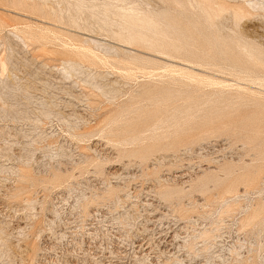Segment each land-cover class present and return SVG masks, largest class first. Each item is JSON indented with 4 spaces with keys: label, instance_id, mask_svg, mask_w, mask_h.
I'll use <instances>...</instances> for the list:
<instances>
[{
    "label": "rangeland",
    "instance_id": "374dc122",
    "mask_svg": "<svg viewBox=\"0 0 264 264\" xmlns=\"http://www.w3.org/2000/svg\"><path fill=\"white\" fill-rule=\"evenodd\" d=\"M217 1L0 0V264H264V1Z\"/></svg>",
    "mask_w": 264,
    "mask_h": 264
},
{
    "label": "bare ground",
    "instance_id": "6f19581e",
    "mask_svg": "<svg viewBox=\"0 0 264 264\" xmlns=\"http://www.w3.org/2000/svg\"><path fill=\"white\" fill-rule=\"evenodd\" d=\"M28 1H29V0H28ZM41 1H42V0H41ZM43 1H45V0H43ZM73 1H76V0H73ZM199 1H200V0H199ZM202 1L204 2V1H209V0H202ZM214 1H217V0H214ZM263 1H264V0H263ZM50 2H51V1H50ZM58 2H59V1H58ZM77 2H78V0H77ZM77 2H76V3H77ZM82 2H83V1H82ZM217 2H219V1H217ZM76 3H75V5H77ZM78 3H79V2H78ZM83 3H84V2H83ZM118 3H119V2H118ZM197 3H198V2H197ZM210 3H211V2H210ZM221 3H222V2H221ZM68 4H69V3H68ZM79 4H81V3H79ZM79 4H78V5H79ZM214 4H215V3H214ZM121 5H122V4H121ZM216 5H217V4H216ZM70 6H71V5H70ZM79 6H80V7H79ZM79 6H78V7L81 8V5H79ZM82 6H83V5H82ZM195 6H196V4H195ZM198 6H199V4H198ZM201 6H202V5H201ZM232 6H233V5H232ZM90 7H91V6H90ZM106 7H107V6H106ZM196 7H197V6H196ZM218 7H219V6H218ZM82 8H83V7H82ZM109 8H111V9H112V8H115L114 10H116V7H109ZM247 8L249 9V11H248V10H240V11L236 10V12L234 13V16H235V17H238V18H241V17H245V16H247V15H249V16H250V15H258L259 12H263V13H264V3L252 2V3L247 4ZM44 9H45V8H44ZM74 9H75V8H74ZM96 9H98V8H96ZM100 9H101V8H100ZM111 9H110V10H111ZM122 9H123V8H122ZM122 9H118V10H120V12H121ZM126 9H127V11H128L129 8H126ZM126 9H123V13H120V12L117 11V10H116V12L120 13L119 15H121V14L124 15V13H126V11H124V10H126ZM200 9H201V8H200ZM76 10H77V12L80 11V10H78V9H76ZM76 10H75V11H76ZM81 10H82V9H81ZM90 10H91V9H90ZM104 10H107V9L104 8ZM108 10H109V9H108ZM129 10H132V8L129 9ZM134 10L136 11L137 9H134ZM94 11H95V10H94ZM101 11H103V10H101ZM135 11L132 10L131 14L128 12V15L130 14L129 16L127 15V13H126L127 16L124 15V17H123V15H122L123 18H121V16H119V17H120L119 21H120L121 19L123 20V22H124V21L127 22V21H128L127 19H130L131 21L129 20L127 23H130V22H132V21H136L135 23L133 22V24H131V25L129 24L128 26H132V25L135 24L133 27L137 28V29L140 31L141 29L147 27V25H148L152 20L150 21L149 18H148L147 16H142V17H140V18H143V17H144V19H145V17H146L145 20H147V22H148V20H149L148 24H147V22H146V23H145L146 26H144L143 23L140 22V21H142V19H139V18L137 17V16H139V15L136 16V14H135L136 12H135ZM137 11H139V10H137ZM140 11H141V10H140ZM66 12H67V11H66ZM103 12H104V11H103ZM105 12H106V11H105ZM107 12H108V11H107ZM107 12H106L105 14H104V13H102V14H103L104 16L107 15L108 13L110 14V12H108V13H107ZM79 13H80V12H79ZM84 13H85V12H84ZM194 13H195V12H194ZM220 13H221V12H220ZM228 13H229V12H228ZM51 14H52V13H51ZM86 14H87V13H86ZM109 14H108V16H106V17H109V16H110ZM114 14H115V12H114ZM137 14H141V12H140V13H137ZM81 15H82V14H81ZM90 15H91V14H90ZM112 15H113V14H112ZM115 15H116V14H115ZM201 15H202V14H201ZM117 16H118V15H117ZM227 17H228V16H227ZM256 17H257V16H256ZM112 18H114V17H112ZM116 18H117V17H116ZM137 18H138L139 20H138ZM147 18H148V19H147ZM233 18H234V17H233ZM108 19H109V18H108ZM136 19H137V20H136ZM236 19H237V18H236ZM122 20H121V21H122ZM126 20H127V21H126ZM145 20H144V21H145ZM222 20H223V19H222ZM240 20H242V19H240ZM260 20H263V19H260ZM116 21H118V18H117ZM121 21L118 22V23H121ZM144 21H143V22H144ZM237 21H238V19H237ZM61 22H62V21H61ZM110 22H111V21H110ZM113 22H114V21H113ZM123 22H122L121 24L125 25ZM152 22H153V21H152ZM154 22H155V21H154ZM233 22H234V21H233ZM97 23H98V22H97ZM116 23H117V22H116ZM102 24H103V23H102ZM136 24H137V25H136ZM151 24H153V25H151ZM235 24H236V23H235ZM81 25H82V24H81ZM111 25H112V24H111ZM111 25H110V26H111ZM117 25H118V24H117ZM154 25H156V24H154V23H150V24H149L150 27H151V26L153 27ZM87 26H88V25H87ZM126 26H127V25H126ZM156 26L158 27L159 24L156 25ZM224 26H225V25H224ZM75 27H76V26H75ZM98 27H99V26H98ZM120 27H121V26H120ZM120 27H119L118 29H120ZM150 27L145 28V29H148V30H145V31H148V33H149V32L151 33L152 30L150 31V29H149ZM152 27H151V29H152ZM157 27H155V28L157 29ZM123 28H124V27H123ZM126 28H127V27H126ZM126 28H125V29H126ZM130 28H132V27H130ZM76 29H77V28H76ZM127 29H129V27H128ZM137 29H135L136 32H137ZM153 29H154V27H153ZM223 29H224V28H223ZM121 30H122V28H121ZM130 30H131V29H130ZM130 30H128V34H129V31H130ZM135 30H134V31H135ZM154 30H155V29H154ZM154 30H153V31H154ZM158 30H160V27H159ZM119 31H120V30H119ZM122 31H124V29H123ZM131 31H133V30H131ZM131 31H130V32H131ZM139 31H138V33H139ZM141 31L144 33V30H141ZM141 31H140V32H141ZM219 31H220V30H219ZM154 32H155V31H154ZM102 33H103V32H102ZM121 33H125V32H121ZM121 33H120V34H121ZM132 33H133V32H131V34H132ZM150 33H149V34H150ZM157 33H158V31H157ZM157 33H156V34L154 33L155 36L157 35ZM159 33H160V32H159ZM161 33H162V32H161ZM118 34H119V33H118ZM118 34H116L117 37H119ZM126 34H127V32H126ZM128 34L125 35V36H128L127 38L129 39L130 34H129V35H128ZM146 34H147V32H146ZM154 34H153V35H154ZM243 34H244V33H243ZM114 35H115V34H114ZM133 35H134V34H133ZM138 35H139V37H140L141 34L139 33ZM150 35H151V34H150ZM121 36H122V35H121ZM123 36H124V35H123ZM123 36H122V38H123ZM125 36H124V37H125ZM134 36H135V35H134ZM134 36H133V38H131L132 41H134V40H133V39H134ZM136 36H137V35H136ZM155 36H154V38H156ZM162 36H164L163 33H162ZM130 37H132V36H130ZM139 37H138V39H139ZM142 37H143V36H142ZM142 37H141V38H142ZM157 37H158V36H157ZM115 38H116V37H115ZM135 38H136L135 40H137V37H135ZM143 38H144V37H143ZM148 38H149V37H146V36H145V38L142 39V40H144V42H145L146 39H147V41L151 42L150 39L148 40ZM154 38H153V39H154ZM163 38H165V37H163ZM163 38H158V39H162L161 41L163 42ZM166 38H167V37H166ZM166 38H165V40H166ZM119 39L121 40V38H117V40H119ZM123 39H124V38H123ZM123 39H122L123 43H127V42H126L127 40H125V42H124ZM125 39H126V37H125ZM120 40H119V42H121ZM140 40H141V39H140ZM140 40H139V42H142V43H143V41H142V40L140 41ZM167 40H168V39H167ZM167 40H166V41H167ZM128 41H130V40H128ZM132 41H130V42L132 43ZM152 41H153V40H152ZM159 41H160V40H159ZM172 41H173V40H172ZM155 42H156V41H155ZM155 42H154V43H155ZM91 43H92V41H91ZM133 43H134V42H133ZM135 43L138 44V40H137V42H135ZM135 43H134V44H135ZM142 43H141V44H142ZM164 43H166V42H164ZM173 43H174V41H173ZM97 44H98V43H97ZM127 44H129V42H128ZM127 44H126V45H127ZM139 44H140V43H139ZM145 44H146V48H148L147 45H148L149 43L146 42ZM145 44H143V45H145ZM158 44H159V43H158ZM169 44H170V42H169ZM95 45H96V44H95ZM95 45H94V46H95ZM98 45H99V44H98ZM101 45H102V44H101ZM101 45H100V46H101ZM132 45H133V44H132ZM132 45L129 44L128 46H132ZM151 45H153V44H151ZM151 45H150V46H151ZM160 45H162V44H160ZM100 46H98V48H99ZM106 46H107V45H106ZM135 46H136V45H135ZM135 46H134V47H135ZM137 46L139 47V45H137ZM140 46H141V45H140ZM155 46H156V45H155ZM166 46H167V45H166ZM103 47H105V46H103ZM143 47H144V46H143ZM156 47H157V46H156ZM101 48H102V47H101ZM107 48H108V46H107ZM107 48H106V49H107ZM139 48H140V47H139ZM150 48H151V47H150ZM152 48H153V47H152ZM152 48H151V49H152ZM161 48H162V47H160V49H161ZM164 48H165V47H164ZM164 48H162V49H164ZM166 48H167V47H166ZM171 48H172V47H171ZM99 49H100V48H99ZM104 49H105V48H104ZM111 49H112V48H111ZM141 49H142V48H141ZM148 49H149V48H148ZM153 49H154V48H153ZM157 49H159V48L157 47ZM97 50H98V49H97ZM112 50H113V49H112ZM154 50H155V49H154ZM164 50H165V49H164ZM243 50H244V49H243ZM83 51H84V50H83ZM113 51H114V50H113ZM108 52H109V51H108ZM246 55H247V54H246ZM101 57H102V56H101ZM95 59H96V58H95ZM179 64H180V63H179ZM2 65H3V64H2ZM2 69H4V65L2 66ZM64 70H65V68H64ZM65 71H66V70H65ZM173 71H174V70H173ZM67 73H68V72H67ZM259 83H260V82H259ZM255 84H256V83H255ZM260 84H261V83H260ZM226 86H227V85H226ZM206 187H207V186H206ZM108 188H109V187H108ZM207 189H208V188H207ZM227 194H228V196H229L230 194H231V195H232V194L234 195V194H235V190H229V191H226V192H225V195H227ZM209 197H210V196H209ZM221 199H222V198H221ZM222 201H223V200H222ZM263 201H264V200H263ZM228 209H229V208H228ZM54 213H56V212H54ZM263 214H264V202H263V203H260L259 205L255 206V207H251L250 209H248L247 213H245V216L240 220V225H239V226H240V229L243 230V229L246 228V227H251V226L253 227V225H254L255 223H257L258 221H260V220L263 219V218H262V217H263ZM240 229H239V230H240ZM246 229H248V228H246ZM205 233H206V232H205ZM205 233H203V234H205ZM207 237H208V236H207ZM214 238H215V237H214ZM234 254H235V253H234ZM236 256H237V255H236Z\"/></svg>",
    "mask_w": 264,
    "mask_h": 264
}]
</instances>
